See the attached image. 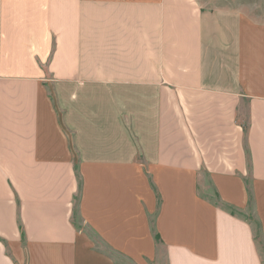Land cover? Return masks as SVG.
Wrapping results in <instances>:
<instances>
[{
	"label": "crops",
	"instance_id": "crops-1",
	"mask_svg": "<svg viewBox=\"0 0 264 264\" xmlns=\"http://www.w3.org/2000/svg\"><path fill=\"white\" fill-rule=\"evenodd\" d=\"M95 238L264 264V0H0V264Z\"/></svg>",
	"mask_w": 264,
	"mask_h": 264
},
{
	"label": "rangeland",
	"instance_id": "rangeland-1",
	"mask_svg": "<svg viewBox=\"0 0 264 264\" xmlns=\"http://www.w3.org/2000/svg\"><path fill=\"white\" fill-rule=\"evenodd\" d=\"M249 219H252V220L254 221V227H255V229L257 230L258 227L256 226V221L254 220V218L250 215V216H249ZM256 234H257V238H260V236H259V230H257V233H256ZM96 239H97V238H95V241H96ZM97 241H98V239H97ZM97 241H96L97 246H99V247H100L101 249H103L104 251L109 252L110 255H113L114 257H116V258H117V262L122 263V264H134L133 261H130L129 259H126V258L123 257L121 254H120V257H119V255H117V254H115L114 252H112V251L108 248L109 245H105V244H102L100 241H98V242H97ZM259 243H260V242H259ZM260 248H261V252H262L263 258H264V245H261Z\"/></svg>",
	"mask_w": 264,
	"mask_h": 264
}]
</instances>
